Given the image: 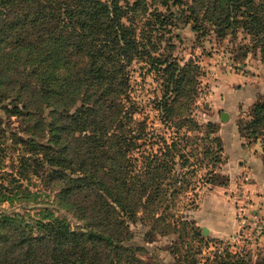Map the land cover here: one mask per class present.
<instances>
[{
	"label": "trees",
	"instance_id": "obj_1",
	"mask_svg": "<svg viewBox=\"0 0 264 264\" xmlns=\"http://www.w3.org/2000/svg\"><path fill=\"white\" fill-rule=\"evenodd\" d=\"M173 20L218 36L242 28L264 59V0H0V103L11 98L6 111L32 121L27 140L13 138L32 158H19L17 174L25 177L33 165L56 190L50 201L21 188L18 177L0 184V205L21 209H0V264H161L140 257L145 248L133 240L129 221L142 213L151 230L166 221L156 214L160 187L176 155L181 166L189 158L177 139L168 143L156 126L133 116L130 66L144 62L162 79L161 96L153 99L161 123L176 134L184 126L200 131L191 113L199 66L160 49L163 41L172 46L161 37ZM253 114L254 123L264 120V104ZM156 136L163 145L146 151L141 168L138 140ZM182 136L213 144L215 155L222 147L207 132ZM184 180L179 175L169 184ZM59 208L81 224L72 227ZM172 223L160 231L174 230Z\"/></svg>",
	"mask_w": 264,
	"mask_h": 264
},
{
	"label": "rangeland",
	"instance_id": "obj_2",
	"mask_svg": "<svg viewBox=\"0 0 264 264\" xmlns=\"http://www.w3.org/2000/svg\"><path fill=\"white\" fill-rule=\"evenodd\" d=\"M167 29L169 32L161 38H168L172 46L168 48L163 41L161 51L171 54L180 64L192 62L199 66L191 113L201 129L192 132L184 126L176 134L175 126L168 128L161 123L153 99L161 96L162 79L157 72L148 70L144 62L134 61L130 66V95L136 103L133 116L144 121L148 128L156 126L157 134L163 135L168 143L177 139L189 158L181 166L176 155L173 170L160 187L162 202L156 214L161 217L165 214L166 221L157 222L152 230L150 220L142 213L136 221H129L133 240L145 248L140 257L161 264H230L235 260L236 264H264V120L253 121L254 106L264 104V59L242 28L218 36L213 30L195 32L190 22L173 20ZM13 102L10 98L0 103V184L10 186L11 176H15L21 188L38 190L41 200L52 201L56 190L42 181L41 169L36 172L33 165H26L25 177L17 174L23 169V165L19 167V158L28 157L30 163L32 158L25 144L15 145L13 138L19 135L27 140L30 132L26 128L32 121L8 113L5 107L12 108ZM222 112H228L230 119L221 120ZM183 132L191 138L207 132L210 137H217L222 147L215 155L216 146L198 139L185 143ZM143 140H138V144L142 142L141 148L135 149L136 155L143 153L137 163L141 168L146 151L159 150L163 145L157 136L151 141ZM205 146L213 153L207 155ZM211 156L217 160L213 162ZM179 175L185 179L184 183L170 185ZM163 188L167 190L163 192ZM15 206L5 202L0 209L21 212ZM58 214L72 227L81 224L71 212L61 209ZM184 219L186 223H182ZM243 220L248 222L244 228ZM169 222L176 223L174 230L162 233L160 230Z\"/></svg>",
	"mask_w": 264,
	"mask_h": 264
},
{
	"label": "water",
	"instance_id": "obj_3",
	"mask_svg": "<svg viewBox=\"0 0 264 264\" xmlns=\"http://www.w3.org/2000/svg\"><path fill=\"white\" fill-rule=\"evenodd\" d=\"M226 119H227V114L225 112H222L221 113V120H226ZM202 232H203V234L207 233V230L205 227L202 228Z\"/></svg>",
	"mask_w": 264,
	"mask_h": 264
},
{
	"label": "built area",
	"instance_id": "obj_4",
	"mask_svg": "<svg viewBox=\"0 0 264 264\" xmlns=\"http://www.w3.org/2000/svg\"><path fill=\"white\" fill-rule=\"evenodd\" d=\"M241 223H242V224H241V227L244 228V227H246L245 224H247L248 222H247L246 220H243ZM250 224H251V223H250Z\"/></svg>",
	"mask_w": 264,
	"mask_h": 264
},
{
	"label": "crops",
	"instance_id": "obj_5",
	"mask_svg": "<svg viewBox=\"0 0 264 264\" xmlns=\"http://www.w3.org/2000/svg\"><path fill=\"white\" fill-rule=\"evenodd\" d=\"M227 114V118L230 119L231 115L228 112H225ZM221 118V115H220Z\"/></svg>",
	"mask_w": 264,
	"mask_h": 264
}]
</instances>
